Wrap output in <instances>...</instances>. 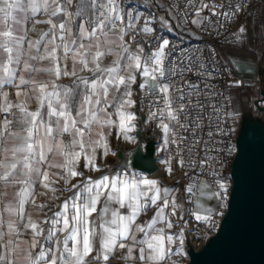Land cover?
<instances>
[{"label":"snow or ice","instance_id":"6c2138e0","mask_svg":"<svg viewBox=\"0 0 264 264\" xmlns=\"http://www.w3.org/2000/svg\"><path fill=\"white\" fill-rule=\"evenodd\" d=\"M182 24L206 47L161 34ZM254 31L264 49V0H0V264H178L219 231L241 112L216 85ZM141 127L162 176L111 165Z\"/></svg>","mask_w":264,"mask_h":264},{"label":"water","instance_id":"95a60500","mask_svg":"<svg viewBox=\"0 0 264 264\" xmlns=\"http://www.w3.org/2000/svg\"><path fill=\"white\" fill-rule=\"evenodd\" d=\"M140 129V141L146 144L139 148L131 165L148 173L159 169L155 146ZM151 145V154L148 145ZM238 158H234L231 176L235 194L226 220H221L219 231L201 251L189 246L190 264H264V132L251 131L237 138ZM122 157V153H120Z\"/></svg>","mask_w":264,"mask_h":264},{"label":"crops","instance_id":"0c3cea01","mask_svg":"<svg viewBox=\"0 0 264 264\" xmlns=\"http://www.w3.org/2000/svg\"><path fill=\"white\" fill-rule=\"evenodd\" d=\"M258 12L259 9H257L256 12L253 13L252 17V25L254 29L257 24L256 15ZM245 23H247V21H245ZM180 27L181 26H179L178 28ZM186 31L187 33H189L191 39L196 37L195 26L186 29ZM32 34L36 35L37 33ZM248 47L250 52L255 53L254 60L252 58H249L248 60L240 61L235 66V72L237 73V75H235V79L242 80L244 82V87L236 88L234 86H230V100L235 102L236 107L240 109L241 112V117L237 121L235 129L237 138H240L243 134L250 135L251 131L264 132V87H262V84H264V80H262L261 75H255V79H251L250 77L253 75V72L252 68L249 67V65H252V67L255 68L259 64L264 62V49L261 48L260 38L257 32H253V42L252 44L248 45ZM64 82L67 83L68 81L65 80ZM145 133L147 135H151L152 140L150 142L155 146L156 155L160 156L159 151L157 150L160 141L159 139H155V130H150L146 127ZM123 163L124 162H122V164ZM129 164L131 165V163ZM133 170L140 171L136 168H134ZM141 172H144L145 174H151L152 176H160L159 172L157 171L156 173H148L143 170ZM165 182L169 184L172 183L168 182L167 180ZM39 199L42 201L44 198L41 197ZM30 211H32L34 215L38 214V210L35 208L30 209ZM144 219L146 220L148 219V217L145 216ZM190 245L195 249L193 240L188 234L185 244L186 255L177 258L178 264H184L188 261V258H190L188 250Z\"/></svg>","mask_w":264,"mask_h":264},{"label":"built area","instance_id":"2783aa9c","mask_svg":"<svg viewBox=\"0 0 264 264\" xmlns=\"http://www.w3.org/2000/svg\"><path fill=\"white\" fill-rule=\"evenodd\" d=\"M205 15H207V12L205 13ZM181 27L178 28L177 30H173V31H167V30H163L162 31V35L165 36V38H168L172 41L173 44H180V42L182 41V45L184 47L187 46H191L192 48H205L206 44L209 41L210 38V34L209 33H200L196 27H195V33H196V37H194L193 39L190 38L189 33H187L186 29L190 28V27H194V25H180ZM228 41L231 43L234 41V37L229 36L228 37ZM224 41H220V45H223ZM235 77H228L227 79L225 78H220V82L216 85V87L223 93L224 96L228 97L230 99L231 97V89L229 86L228 81H230L231 79H233ZM234 128L236 129V124L234 125ZM155 139H159V135L158 133L155 131ZM234 145L237 146V135L235 133V131L233 132L232 135V141H231ZM237 152H238V147H237ZM160 156H157V161L159 164V169L157 170V172H159L160 176L163 175V166L159 163L160 161ZM233 160H229L228 162V174L230 175V179L232 180V176H231V168H232V164H233ZM177 178H179V173H177ZM168 182H172L171 180H167ZM221 221H219L220 223ZM193 226L195 227L194 223ZM215 231H213L212 233H207L204 232L202 228H196L195 231H191L189 232V236H191L192 240H193V244L195 247V250H199L203 243L204 240L206 238L207 235H212L214 234ZM196 237V238H194Z\"/></svg>","mask_w":264,"mask_h":264},{"label":"rangeland","instance_id":"374dc122","mask_svg":"<svg viewBox=\"0 0 264 264\" xmlns=\"http://www.w3.org/2000/svg\"><path fill=\"white\" fill-rule=\"evenodd\" d=\"M160 2H163V0H160ZM177 29H178V28H176L175 30H177ZM141 129H142V135H141V136H143L144 138H146L147 143H149V141H148V139H147L148 136H147V134L145 133V131H146V127H141ZM139 139H140V138H139ZM112 143H113L114 146H117V145L120 144V142L117 141V140H113ZM150 143H151V142H150ZM151 144H152V143H151ZM145 145H146V144H143V143H141V141H140V147H139V148H141V147L144 148ZM153 145H154V144H153ZM139 148H137L135 145H129V146H127V150L125 151L123 147H115V150H117L119 153H122V157H120V155H119L118 158L113 159L112 162H111V165H112V166L122 165V162H125V159H127L128 163H131V160H132V158H133L135 152H136ZM157 150H158V149H157ZM159 154H160V158H162L160 152H159ZM213 236H214L213 234H212V235H207V236H206V238H205V240H204V243H203L202 247L199 249V251L202 250V248L207 244V242H208ZM190 262H191V259L188 258V261H187L186 263H184V264H190Z\"/></svg>","mask_w":264,"mask_h":264},{"label":"bare ground","instance_id":"6f19581e","mask_svg":"<svg viewBox=\"0 0 264 264\" xmlns=\"http://www.w3.org/2000/svg\"><path fill=\"white\" fill-rule=\"evenodd\" d=\"M262 171L260 172V176H261V178H263L264 177V167H261L260 168Z\"/></svg>","mask_w":264,"mask_h":264}]
</instances>
